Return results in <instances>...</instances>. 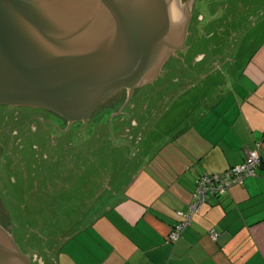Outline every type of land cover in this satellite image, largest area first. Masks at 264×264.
Listing matches in <instances>:
<instances>
[{
    "label": "crops",
    "instance_id": "crops-1",
    "mask_svg": "<svg viewBox=\"0 0 264 264\" xmlns=\"http://www.w3.org/2000/svg\"><path fill=\"white\" fill-rule=\"evenodd\" d=\"M241 56L211 69L202 94L184 92L171 108L148 113L158 123L172 116V128L149 139L148 124L128 181L104 194L103 208L102 195L90 199L82 218L68 224L80 225L62 240L67 264H264V41ZM256 142L263 158L257 175L204 204L182 238L169 242L196 177L243 163Z\"/></svg>",
    "mask_w": 264,
    "mask_h": 264
},
{
    "label": "rangeland",
    "instance_id": "rangeland-1",
    "mask_svg": "<svg viewBox=\"0 0 264 264\" xmlns=\"http://www.w3.org/2000/svg\"><path fill=\"white\" fill-rule=\"evenodd\" d=\"M203 3L204 0H192L182 9L183 12H180L179 20L182 22L179 23L183 31L192 12L185 48L174 53L182 62L171 54L162 68H156L161 71L160 75L157 76L159 72L155 71L149 79L143 80H148V83L137 88V95L132 102L139 101L138 108L125 109L124 113L128 114V118H131L132 114L134 118H138L137 127L134 123H132L133 127L131 126L130 119L121 125L120 118L127 119L124 115L114 118L111 125L112 114L103 113L98 123L101 126L96 125L95 130L90 127L92 136L89 135L91 137L89 139L92 144L90 147L89 144H85L81 156L73 159L69 158L72 149L64 147L65 149L56 148L52 152L56 157L55 161H52L55 157L49 151L48 155L51 157L47 161L45 159L42 163L33 161L29 163L26 149L20 159H15L18 155L12 140H7L8 145L4 143L0 145V217L5 216L1 218L0 225L13 236L14 242L22 251L33 253V258L38 257L37 264L68 263L64 256L62 240L67 239L68 235L70 238L77 233L67 234L71 230L68 226L71 222L65 220L82 218L89 200L98 202L101 195L98 203L100 208H103L104 194L110 193L113 189H121L128 181L136 162L141 157L135 154L134 145L143 134L144 128L147 129L149 121L147 119L154 118V122L149 125L154 130L149 139L158 136V132L164 131L165 128H172V116L158 123L157 116L147 117L150 111L171 108L174 99L184 92L202 94L206 91L207 85L204 78L214 75L211 73L215 68L224 67L225 62L230 60L237 61L240 54L245 57L250 56L251 48L264 41V0L205 2L203 11L209 14L206 21L208 15L202 11ZM177 32L178 30L171 39ZM200 55L205 57V60L200 58V62L192 65ZM188 81L191 83H187ZM174 108L173 111L176 109ZM27 110V115H30ZM4 111L5 108L0 106V135L10 137L7 128L14 129L16 124L12 125L13 121L9 120L11 114H6ZM18 125L21 126L20 121ZM78 128L80 127H73L70 134H76ZM126 130L130 135L123 137ZM107 135L109 136L106 137ZM111 137L112 139H109ZM147 138L148 136L146 140ZM147 144L145 143V146ZM93 145L95 148L92 151ZM1 160L4 163L6 179L11 177L13 182L17 183L11 184L13 193L3 194L1 191L5 181ZM20 160H27V164ZM22 165L24 168L19 170ZM19 172L22 178H19ZM15 185H21L23 189L27 186L29 189L15 190ZM108 201L109 199L106 200ZM12 205L13 209H11Z\"/></svg>",
    "mask_w": 264,
    "mask_h": 264
},
{
    "label": "water",
    "instance_id": "water-1",
    "mask_svg": "<svg viewBox=\"0 0 264 264\" xmlns=\"http://www.w3.org/2000/svg\"><path fill=\"white\" fill-rule=\"evenodd\" d=\"M190 1L0 0V105L44 109L69 127L83 122L86 128L110 97L122 89L132 94L171 54L176 57L186 44L192 13L185 31L180 27L175 40L170 36ZM203 12L206 21L209 14ZM107 114L111 125L119 116ZM0 264H32L1 225Z\"/></svg>",
    "mask_w": 264,
    "mask_h": 264
},
{
    "label": "flooded vegetation",
    "instance_id": "flooded-vegetation-1",
    "mask_svg": "<svg viewBox=\"0 0 264 264\" xmlns=\"http://www.w3.org/2000/svg\"><path fill=\"white\" fill-rule=\"evenodd\" d=\"M184 48H185V46L182 49H184ZM200 58L205 60V57H203L202 55L197 56V59L193 62L192 65H196V63L200 62L199 61ZM136 90L137 89H135L131 94L129 89H122L119 92H117L116 94H114L112 97H110L103 105H101L94 112L91 119L87 123L86 128H84V129L82 127V126H84L83 122L73 123V125H71L69 127L68 122L65 121L64 119H62L59 115L52 113L50 111L44 110V109H38V108H32V107H12V106H8V105H0L3 108H5L6 114L7 113L12 114L11 119H9L10 121L11 120L13 121L12 125H14V123L16 124V128H14V129H13V127L7 128L8 132H10V134H11L10 137H8V136L2 137L0 135V140H1L0 145H2L3 143L7 144L8 139L12 140L13 144H14L13 147L17 149L16 154L18 155V157H16L15 156L16 154L14 153L13 156H15V159H20V157H22L21 155L25 154L24 149H26L27 155L29 156V163L32 161L35 163H42L43 161H45V159L47 161V159L49 157H51L50 155H48V152L50 151V153H51L56 148H58V150L60 148H63V149L71 148L72 149V151H71L72 155L69 154L70 155L69 158H72V159L75 156H81V151L84 150L85 144H89V147L92 144L91 139H89L91 137L89 135H87L90 127L94 128L93 130H95V129H97L96 125L98 127L101 126L98 123H94V119H96V120L99 119L101 117L102 113H104V112L107 113L109 111L114 112L116 115L119 114V116L124 115L127 117V115L124 114L125 109H127L128 107L131 110H135L136 107L138 108L137 105L139 104V101L137 102V100H136V101L132 102L134 100L135 96L137 95ZM130 95H132V96L130 97ZM26 110L29 112L30 115H27ZM1 113H2V111H1ZM21 113H22V115H21ZM142 115H144V114L142 113ZM147 117L149 118L148 115H147ZM19 118H21V119H19ZM129 119H130L131 126H132V123H134L137 127V124H136L137 119H136V117L135 118L133 117V114H132L131 118H129ZM153 119L154 118H152L151 120L147 119V120H149L147 124H151ZM18 121L21 122V126L18 125ZM125 121L127 122L128 118L127 119L126 118L125 119L120 118L119 123L121 122V125H124ZM108 126H109V122H108ZM73 127H80L76 130L77 131L76 134H70V131L72 130ZM102 127L104 128V124L102 125ZM12 129H13V132H12ZM4 130H5V128H4ZM0 134H1V132H0ZM108 134H109V130H108ZM122 134H124V131ZM126 135H128V136L130 135V132H128V130H126L125 134L122 136L124 137ZM108 136L109 135H107L106 137H108ZM66 137H68L67 140H66ZM142 138H143V134L140 136V138L137 140V142L139 140H141ZM122 139H124V138H122ZM134 139H135V137H134ZM93 149H92V151H93ZM89 152H90V150H89ZM76 153H78V155ZM61 155H63V154H61ZM28 156H27V160H28ZM27 160H20V161L24 164H27L26 163ZM17 162L19 164V161H17ZM21 168H24L23 165L20 167L19 170H21ZM19 176H20L19 178H22L21 172H19ZM12 182H13V179L11 177L4 181V184H3L2 189H1L3 194L6 192L13 193V191H12L13 188H11L10 186H11V184H17V183L16 182L12 183ZM14 189L15 190L16 189L25 190V189H29V188L26 186V188L23 189L21 187V185L20 186L15 185ZM2 224H4L3 219H2ZM23 252L27 255H30L32 264H37V262H38L37 256L35 258H33V253H31V252L27 253L25 251H23Z\"/></svg>",
    "mask_w": 264,
    "mask_h": 264
},
{
    "label": "built area",
    "instance_id": "built-area-1",
    "mask_svg": "<svg viewBox=\"0 0 264 264\" xmlns=\"http://www.w3.org/2000/svg\"><path fill=\"white\" fill-rule=\"evenodd\" d=\"M259 149L260 146H258V149L250 152L242 165H238L224 174L204 176L198 182L196 193L193 196V201L189 205L188 211L186 213H179L184 221L178 224L170 234V241L176 242L180 239L184 230L190 225L194 215L209 201L212 195L218 193L226 194L233 185L241 184L246 178L255 175V168L261 163ZM217 237L216 233L212 234L213 240H216Z\"/></svg>",
    "mask_w": 264,
    "mask_h": 264
},
{
    "label": "trees",
    "instance_id": "trees-1",
    "mask_svg": "<svg viewBox=\"0 0 264 264\" xmlns=\"http://www.w3.org/2000/svg\"><path fill=\"white\" fill-rule=\"evenodd\" d=\"M153 122H154V121H152L151 124H152ZM258 146H260L259 153H260L261 163H260L259 165H257V167L255 168V175H254V176H251V177H248V178L255 177V176L257 175V171H258V169H259V168L262 166V164H263V158H262V155H261V148H262V143H261V142H256L255 145H254V147H253L252 149H250V151L248 152V154H249L250 152H252V151L258 149ZM93 148H95L94 145H93ZM93 150H94V149H93ZM76 154L78 155V153H76ZM248 154H247V156H248ZM247 156H246V159H247ZM78 157H80V156H75V158H78ZM246 159H245V161H246ZM245 161H244V162H245ZM244 162H243V163H244ZM243 163L238 164V165H242ZM238 165H235V166H233V167H230L229 169L225 170V171L222 172V173H215V174H201V175L197 176V177H196V180H195V188H194V191H193V194H192V201H193V196H194V194L196 193V189H197L198 182L201 181V180L203 179L204 176H213V175H216V174H224V173H226L227 171L232 170L233 168H235V167L238 166ZM248 178H246L241 184L239 183V184L233 185L232 187H234V186H239V185H243L244 182H245ZM232 187H231V188H232ZM231 188H230V189H231ZM230 189L228 190V192H227L226 194H220V193H218V194H214V195H212V196L210 197L209 201L212 200V199H215V198H221V197L226 196V195L229 193ZM209 201H208V202H209ZM208 202H207V203H208ZM191 203H192V202H191ZM191 203H190V204H191ZM205 204H206V203H205ZM187 211H188V210H187ZM199 211H200V210H199ZM180 212H181V211H180ZM180 212H178V215H179ZM183 213H186V212H183ZM195 215H196V214H195ZM195 215H194V216H195ZM179 216H180V215H179ZM180 217H181V216H180ZM181 219H182V220H180V221L178 222V224H180L181 222L184 221L183 217H181ZM193 219H194V217H193ZM193 219H192V221H191V223H190V225H189L188 227H190V226L192 225V223H193ZM65 221H67V222H72V221L76 222L77 219H69V220H65ZM178 224H177V225H178ZM77 225H80V224H76V225L73 226V228H72V227H70V228L74 229ZM177 225L174 226V228H173V230L171 231V233L174 231V229L176 228ZM188 227H187V228H188ZM187 228H186V229H187ZM186 229H185V230H186ZM185 230H184V232H185ZM54 232H55V230L53 231V235H54ZM184 232L182 233V236H183ZM171 233H170V234H171ZM213 233H216L215 230H212V231L210 232L211 235H212ZM170 234H169V236H168V241H169V242H173V241H170ZM216 234H217V233H216ZM217 235H218V234H217ZM182 236L180 237V239L182 238ZM180 239H179V240H180ZM179 240H178V241H179ZM178 241H176V242H178ZM173 243H174V242H173Z\"/></svg>",
    "mask_w": 264,
    "mask_h": 264
},
{
    "label": "bare ground",
    "instance_id": "bare-ground-1",
    "mask_svg": "<svg viewBox=\"0 0 264 264\" xmlns=\"http://www.w3.org/2000/svg\"><path fill=\"white\" fill-rule=\"evenodd\" d=\"M181 12H183L182 10H181ZM182 18H183V16H182ZM181 19V18H180ZM181 20H179V22H180ZM182 22V21H181ZM181 27V26H180ZM179 34H180V28H179V30H178V32H177V34L175 35V37L173 38V40H175L178 36H179ZM171 37L172 36H170V39H171ZM172 43H175V42H172Z\"/></svg>",
    "mask_w": 264,
    "mask_h": 264
}]
</instances>
